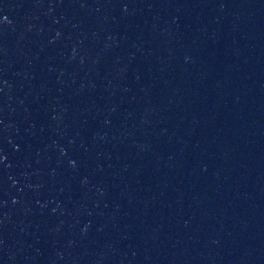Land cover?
Returning a JSON list of instances; mask_svg holds the SVG:
<instances>
[{"label": "water", "instance_id": "1", "mask_svg": "<svg viewBox=\"0 0 264 264\" xmlns=\"http://www.w3.org/2000/svg\"><path fill=\"white\" fill-rule=\"evenodd\" d=\"M0 264H264V0H0Z\"/></svg>", "mask_w": 264, "mask_h": 264}]
</instances>
